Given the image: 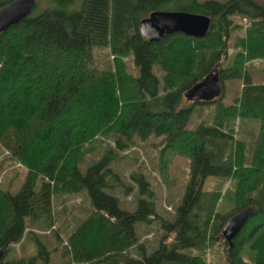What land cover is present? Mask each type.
I'll use <instances>...</instances> for the list:
<instances>
[{
    "label": "trees",
    "instance_id": "obj_1",
    "mask_svg": "<svg viewBox=\"0 0 264 264\" xmlns=\"http://www.w3.org/2000/svg\"><path fill=\"white\" fill-rule=\"evenodd\" d=\"M12 1L0 0V8ZM73 1L35 0L27 16L0 33V146L27 168L18 192L0 190V248L5 256L27 239L35 247L2 264H206L183 250L223 243L225 221L248 206L253 215L231 246L223 243L226 258L264 264V83L244 70L246 62L264 59V0H83L78 10ZM155 10L207 15L209 31L148 41L138 24ZM240 28V49L222 68L230 34ZM96 47L109 49L112 69L93 66ZM128 56L135 74L127 72ZM215 65L221 79H242L240 96L232 104L219 97L212 122L190 129L194 106L206 102H184V93ZM238 118L260 122L249 164L245 143L235 137ZM96 137H111L113 146L82 171L83 151ZM150 138L190 161V181L171 219L156 211L145 171L133 170L127 183L109 164ZM208 176L235 180L231 212L216 210L219 190H202ZM118 192L132 195L136 206L123 205ZM75 195H84L87 206L84 215H70L76 224L57 262L27 227L54 226V197ZM155 221L151 246L141 237ZM246 246L252 263L243 257Z\"/></svg>",
    "mask_w": 264,
    "mask_h": 264
},
{
    "label": "rangeland",
    "instance_id": "obj_2",
    "mask_svg": "<svg viewBox=\"0 0 264 264\" xmlns=\"http://www.w3.org/2000/svg\"><path fill=\"white\" fill-rule=\"evenodd\" d=\"M222 1V0H221ZM83 0H74L71 7L78 10ZM238 19V17H234ZM244 25H248L247 20L242 19ZM244 34V29L240 28L232 31L228 42L227 59L221 63L222 68L232 65L235 53L240 49L238 46L239 38ZM127 72L135 74V68L130 56L125 58ZM93 66L96 69L108 70L113 68V56L108 48L96 47L93 50ZM156 74L162 75L160 67H156ZM244 70L250 75L252 82L264 83V59H254L244 65ZM223 82V95L221 100L224 104H232L240 96L242 89V79H221ZM217 100V99H216ZM207 102L208 104L194 106V112L191 115L188 128L194 129L199 123L210 124L215 112V101ZM184 102H187L186 100ZM192 103V102H187ZM194 104V103H193ZM260 122L256 118H238L235 120V137L245 143L246 154L245 163L249 164L251 154L254 149L255 140L259 132ZM159 138H150L143 147L137 144L120 154V157L113 158L110 161L111 167L117 171L123 181L127 182V176L133 170L142 169L151 183L156 194V211L160 216L171 219L176 207H178L186 192L187 185L190 181V161L187 157L174 152H167L161 148ZM109 146H113L111 137H96L88 143L83 151V157L79 163L82 171L95 160L103 156V153ZM27 168L22 163L11 157L10 152L0 146V190L10 191L13 194L19 191L26 179ZM234 189L235 180L216 176H208L202 186L203 191L219 190L220 198L216 210L222 214H227L234 208ZM119 194V192H118ZM122 204H128L131 208L136 206L132 195L124 198L119 194ZM87 206V200L84 195L75 196H55L53 199V210L55 216L59 215L58 223L48 229L35 228L28 224L27 230H32L40 235L46 243L49 250L52 251L56 261L59 262V256L68 246L67 241L75 221L70 215H84ZM157 222L155 221L152 228L143 232L141 240H146L153 246L158 236L154 231ZM60 227V228H58ZM146 230V229H145ZM223 238V237H222ZM224 243V241H222ZM223 243H215L207 248L204 252H199L193 248H186L183 251L190 255H199L204 258L206 264H229L225 247ZM35 247L29 239L25 244L12 245L4 259H19L34 253ZM253 253L246 246L243 251V257L250 263L253 262ZM70 256L68 255V258Z\"/></svg>",
    "mask_w": 264,
    "mask_h": 264
},
{
    "label": "water",
    "instance_id": "obj_3",
    "mask_svg": "<svg viewBox=\"0 0 264 264\" xmlns=\"http://www.w3.org/2000/svg\"><path fill=\"white\" fill-rule=\"evenodd\" d=\"M35 0H14L0 8V33L27 16ZM210 17L204 14L181 10H155L143 18L138 24L140 34L148 41L156 42L169 35L182 33L187 36L205 37L210 28ZM223 95V82L219 68L213 66L199 81L194 83L184 93L187 102H212ZM254 213V207L248 206L237 210L224 223L222 237L229 246L241 232L249 218ZM4 251L0 248V264Z\"/></svg>",
    "mask_w": 264,
    "mask_h": 264
}]
</instances>
